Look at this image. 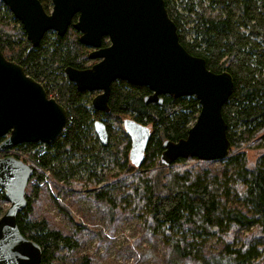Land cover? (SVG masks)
<instances>
[{
    "label": "trees",
    "instance_id": "obj_1",
    "mask_svg": "<svg viewBox=\"0 0 264 264\" xmlns=\"http://www.w3.org/2000/svg\"><path fill=\"white\" fill-rule=\"evenodd\" d=\"M38 1L48 13L51 0ZM163 1L181 46L204 59L209 71H226L233 79L230 96L221 108L231 149L226 158L213 161L224 164L225 170L212 178L188 167L190 163L203 164L196 158L178 159L170 165L161 161L163 144L185 138L194 123L200 110L195 97L162 95L161 104L146 103L144 98L150 94L146 86L116 80L110 86L108 111H95L91 106L95 94L78 91L64 74L68 66L83 69L92 65H87L89 48L79 43V33L72 27L62 36L49 31L32 48L21 24L0 0L3 56L21 65L67 111L65 128L52 144L24 143L10 150L14 154L0 153V157L12 155L34 165L28 164L32 184L16 224L24 237L39 245L40 264H53L59 251H71L78 245L72 236L50 228L45 219L30 217L40 185L48 177L55 195L67 187L83 188L97 200H107L112 214L120 208L142 218L146 233L162 230L171 264L186 260L196 264H264V152L251 166L243 160V150L264 148V2ZM102 45H108L106 38ZM126 118L150 129L138 168L128 160L130 140L122 128ZM95 120L105 125V145L93 134ZM228 186L236 196L230 206ZM114 192L119 194L112 196ZM3 201L7 200L0 188ZM74 226L76 233L82 228ZM241 230L253 232L235 237ZM206 236H216L222 250L207 254ZM79 264L92 262L82 256Z\"/></svg>",
    "mask_w": 264,
    "mask_h": 264
},
{
    "label": "water",
    "instance_id": "obj_2",
    "mask_svg": "<svg viewBox=\"0 0 264 264\" xmlns=\"http://www.w3.org/2000/svg\"><path fill=\"white\" fill-rule=\"evenodd\" d=\"M1 1L21 24L32 48L49 31L62 36L72 27L79 33V43L90 49L88 60L95 62L83 69L68 66L64 74L78 91L97 93L91 100L95 111H108L110 86L116 80L146 86L150 91L146 103L161 104L162 95L196 98L200 110L194 123L185 138L163 144L162 163L227 157L231 143L221 108L230 96L233 79L226 71H209L204 59L181 46L163 0H51L48 13L38 0ZM104 38L107 46L102 45ZM66 123V109L0 49V153L24 143L50 145ZM122 128L130 140L128 160L138 168L150 129L130 118L123 120ZM93 131L105 145L108 134L104 123L95 120ZM31 175V167L21 159L0 157V188L9 203L0 217V264L41 262L39 245L24 237L16 224L27 204Z\"/></svg>",
    "mask_w": 264,
    "mask_h": 264
},
{
    "label": "rangeland",
    "instance_id": "obj_3",
    "mask_svg": "<svg viewBox=\"0 0 264 264\" xmlns=\"http://www.w3.org/2000/svg\"><path fill=\"white\" fill-rule=\"evenodd\" d=\"M94 62L89 60L87 65ZM263 152L264 148L245 149L243 160L251 166ZM10 154H14L13 151H10ZM210 162L190 163L188 167H196L195 171L200 176L205 175L208 178L221 174L225 170L224 164ZM27 163L34 166L31 161ZM111 173L112 171H109L108 175ZM84 178H88V175L85 174ZM51 182L52 179L48 177L40 185L30 217L33 220L45 219L50 228L72 236L78 243L74 250L59 251L53 264H79L82 256L89 257L92 264H171L168 260L169 250L163 244L162 230L154 235L146 233L142 227V218L120 208L112 214L107 200H97L94 195H88L83 188L67 187L64 192L55 195ZM30 184L32 181L27 185V192H30ZM103 184L105 183L100 185ZM228 188L227 203L230 206L236 202V196L232 187L228 186ZM118 194L119 192H114L112 196ZM57 203L64 208V211ZM0 207L4 213L9 207L8 201L0 202ZM74 225H81L82 228L76 233ZM251 232L253 231L241 230L234 236H248ZM203 240L207 254H216L222 250L223 244L216 236H206ZM182 264L196 263L186 260Z\"/></svg>",
    "mask_w": 264,
    "mask_h": 264
},
{
    "label": "flooded vegetation",
    "instance_id": "obj_4",
    "mask_svg": "<svg viewBox=\"0 0 264 264\" xmlns=\"http://www.w3.org/2000/svg\"><path fill=\"white\" fill-rule=\"evenodd\" d=\"M89 52H90V49H89ZM95 95H96V94H95ZM95 95H94V96H95ZM100 144H101V143H100Z\"/></svg>",
    "mask_w": 264,
    "mask_h": 264
}]
</instances>
